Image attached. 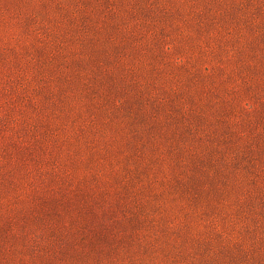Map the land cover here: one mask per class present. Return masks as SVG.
Returning a JSON list of instances; mask_svg holds the SVG:
<instances>
[{
	"label": "rangeland",
	"instance_id": "1",
	"mask_svg": "<svg viewBox=\"0 0 264 264\" xmlns=\"http://www.w3.org/2000/svg\"><path fill=\"white\" fill-rule=\"evenodd\" d=\"M0 264H264V0H0Z\"/></svg>",
	"mask_w": 264,
	"mask_h": 264
}]
</instances>
